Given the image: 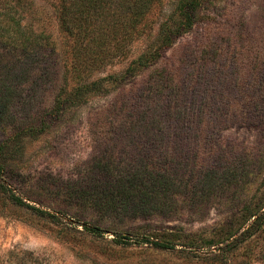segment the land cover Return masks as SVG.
<instances>
[{
	"label": "rangeland",
	"instance_id": "rangeland-1",
	"mask_svg": "<svg viewBox=\"0 0 264 264\" xmlns=\"http://www.w3.org/2000/svg\"><path fill=\"white\" fill-rule=\"evenodd\" d=\"M188 1L161 0L149 14L144 36L130 44L125 56L102 66L94 60L114 53V41L104 51L102 41L91 49L77 45L74 36L60 29L55 0H27L33 9L23 13V24L55 43L57 61L53 81L33 102L34 109L0 125V144L7 142L0 181L47 215L16 205L0 192V264H264V226L238 245L226 249L222 243L253 222L250 212L264 208L262 126L222 130L226 165L220 169L228 170L229 178L223 191L207 195L192 183L165 207L144 216L98 209V177L104 179L98 164L108 166L114 176L128 167L125 145L118 144L110 123L115 106L124 104L134 88L158 68L179 70L191 47L199 51L219 42L230 57H239L241 67L264 53V0H201L191 30L177 37L158 62L121 85L110 79L98 86L101 79L122 74L132 61L152 52L159 44L160 26L182 18ZM81 85L86 87L76 95ZM42 123L45 129L37 132ZM207 153L204 147L203 157ZM86 227L104 233L96 236ZM154 242L171 248H158Z\"/></svg>",
	"mask_w": 264,
	"mask_h": 264
},
{
	"label": "trees",
	"instance_id": "trees-1",
	"mask_svg": "<svg viewBox=\"0 0 264 264\" xmlns=\"http://www.w3.org/2000/svg\"><path fill=\"white\" fill-rule=\"evenodd\" d=\"M160 3L161 0H55L53 8L61 31L74 36L77 45L91 49L92 43L98 45L102 41L100 47L104 51L108 50L107 42H115L114 53L94 60L95 65L99 62L103 66L125 56L130 44L144 36L149 14ZM32 4L27 0H0V12L4 10L0 14V125L32 111L33 102L53 81L55 43L23 24V13L31 12ZM200 5L201 0L183 4L182 18L160 26L159 44L152 52L132 61L122 74L101 79L98 86L103 87L110 79L121 85L137 76L139 70L158 62L177 37L191 30ZM230 56L219 42H210L199 51L191 47L179 70L156 69L144 84L132 90L124 104L115 106L110 127L118 144L125 145L123 151L129 163L117 176L111 174L108 166L98 164L99 174L104 175L103 180L98 177V209L127 217L144 216L165 207L178 190L192 183L207 195L224 190L229 178L228 170L220 169L226 165L220 145L222 130L232 125L264 127V53L255 56L246 67H241L239 57ZM84 87L79 86L75 94ZM63 103L66 100L60 101ZM44 129L42 123L35 130ZM6 145L7 142L0 144V173ZM204 147L211 152L206 157L202 154ZM0 192L16 205L47 215L1 181ZM263 209L250 212L253 222L239 235L232 233L231 242H222L226 249L263 228ZM86 230L96 236L104 233L96 227ZM153 244L161 249L171 248L165 242ZM34 260L38 262L39 257Z\"/></svg>",
	"mask_w": 264,
	"mask_h": 264
}]
</instances>
